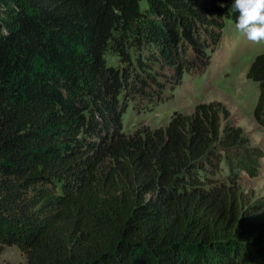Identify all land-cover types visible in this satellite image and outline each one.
I'll list each match as a JSON object with an SVG mask.
<instances>
[{
    "label": "trees",
    "instance_id": "1",
    "mask_svg": "<svg viewBox=\"0 0 264 264\" xmlns=\"http://www.w3.org/2000/svg\"><path fill=\"white\" fill-rule=\"evenodd\" d=\"M228 10V0H0V249L25 264H264L261 209L235 175L216 177L243 144L240 128L221 129V104L122 130L150 61L174 67L175 85L203 73ZM247 78L264 127V54Z\"/></svg>",
    "mask_w": 264,
    "mask_h": 264
},
{
    "label": "rangeland",
    "instance_id": "2",
    "mask_svg": "<svg viewBox=\"0 0 264 264\" xmlns=\"http://www.w3.org/2000/svg\"><path fill=\"white\" fill-rule=\"evenodd\" d=\"M228 0L229 16L224 19L221 40L214 51L207 50L208 67L203 73L182 72L180 83L175 85L174 67L150 61V68L140 77L146 79L148 86L138 89L128 100L127 109L122 116V130L126 134L135 129L165 127L173 113L189 117L199 104L219 103L226 110L228 118L222 116L221 129L225 126L242 130V148L229 154L230 166L226 160L220 164L217 179L225 181L235 175L244 193L252 199L253 207L261 209L258 217L264 224V127L255 121L254 109L258 100V84L247 78L253 60L264 54V41L259 44L249 42L235 30L234 23L239 13H232ZM141 6H148L143 1ZM149 12V11H148ZM111 63L116 59L109 58ZM147 74V76H146ZM145 77V78H144ZM151 80L160 82L156 87ZM254 156L256 174L249 176L245 168L246 155ZM231 167V170H230ZM264 253V245H262ZM26 261L16 247L0 249V264H25ZM262 258H259V264Z\"/></svg>",
    "mask_w": 264,
    "mask_h": 264
},
{
    "label": "clouds",
    "instance_id": "3",
    "mask_svg": "<svg viewBox=\"0 0 264 264\" xmlns=\"http://www.w3.org/2000/svg\"><path fill=\"white\" fill-rule=\"evenodd\" d=\"M232 13H239L234 27L249 42L264 41V0H233Z\"/></svg>",
    "mask_w": 264,
    "mask_h": 264
},
{
    "label": "water",
    "instance_id": "4",
    "mask_svg": "<svg viewBox=\"0 0 264 264\" xmlns=\"http://www.w3.org/2000/svg\"><path fill=\"white\" fill-rule=\"evenodd\" d=\"M177 115V112L173 113V116H176Z\"/></svg>",
    "mask_w": 264,
    "mask_h": 264
}]
</instances>
